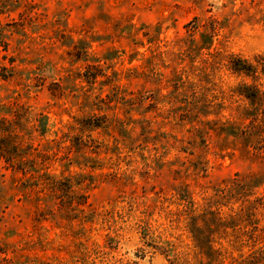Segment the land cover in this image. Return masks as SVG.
Here are the masks:
<instances>
[{
	"label": "rangeland",
	"instance_id": "obj_1",
	"mask_svg": "<svg viewBox=\"0 0 264 264\" xmlns=\"http://www.w3.org/2000/svg\"><path fill=\"white\" fill-rule=\"evenodd\" d=\"M254 92L264 0H0V264H264Z\"/></svg>",
	"mask_w": 264,
	"mask_h": 264
},
{
	"label": "trees",
	"instance_id": "obj_2",
	"mask_svg": "<svg viewBox=\"0 0 264 264\" xmlns=\"http://www.w3.org/2000/svg\"><path fill=\"white\" fill-rule=\"evenodd\" d=\"M240 60L237 61L236 64L233 66V70L236 72H244L245 74H249V72L252 70L251 66L246 65L244 62H241ZM261 95L259 93L254 92V94H246V99H248L251 102V105L254 106V110L258 111L257 106L259 105ZM260 111V108H259ZM255 114V116H252L249 120V123L247 124V129L249 131V135L255 137L258 140V143L262 144L264 146V111H260Z\"/></svg>",
	"mask_w": 264,
	"mask_h": 264
}]
</instances>
